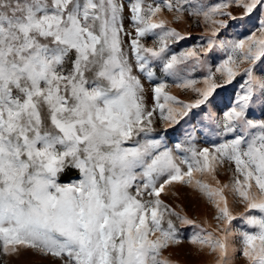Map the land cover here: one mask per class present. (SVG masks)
<instances>
[{"label":"snow or ice","instance_id":"snow-or-ice-1","mask_svg":"<svg viewBox=\"0 0 264 264\" xmlns=\"http://www.w3.org/2000/svg\"><path fill=\"white\" fill-rule=\"evenodd\" d=\"M185 227L212 264H264V0H0V257L178 264Z\"/></svg>","mask_w":264,"mask_h":264},{"label":"rangeland","instance_id":"rangeland-1","mask_svg":"<svg viewBox=\"0 0 264 264\" xmlns=\"http://www.w3.org/2000/svg\"><path fill=\"white\" fill-rule=\"evenodd\" d=\"M187 31L191 32L192 38L177 45V51H179L182 47H187L188 45L197 43V38L201 35L203 27H192L188 28ZM148 43H151V38H149ZM170 90L181 99L186 100L190 98V94L185 93L181 89L173 87ZM234 91L235 89L231 87L227 91H221L217 97V103L214 107L218 111L224 110L231 102ZM256 115L259 116L260 113L257 112ZM213 139H215V137H213ZM201 143L202 146H208L207 143L203 141H201ZM78 178V170L68 169L61 175L60 181L62 183H66L70 180ZM219 179L222 183L227 182L228 176L222 172L219 175ZM172 192H175L176 195H172ZM162 198L166 203L171 204L173 207L178 205L182 207L183 210L193 219L203 220L206 217L209 219L211 217L212 209L210 205H208L198 192L189 187L176 185L171 189L168 195L165 196L162 194ZM181 231L184 236V243L180 246L171 248L166 255H169L170 258L177 261L178 264H212V257H209L206 254H201L194 245L189 243L193 230L190 227H185ZM237 255H239V253ZM0 264H53V261L50 257L35 255L29 252L21 255L20 257H0Z\"/></svg>","mask_w":264,"mask_h":264}]
</instances>
